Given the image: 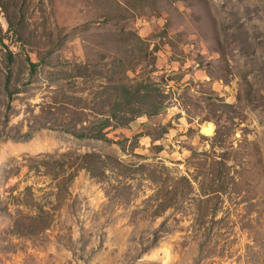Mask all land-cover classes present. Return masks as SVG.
I'll return each instance as SVG.
<instances>
[{
	"label": "rangeland",
	"instance_id": "obj_1",
	"mask_svg": "<svg viewBox=\"0 0 264 264\" xmlns=\"http://www.w3.org/2000/svg\"><path fill=\"white\" fill-rule=\"evenodd\" d=\"M0 264H264V0H0Z\"/></svg>",
	"mask_w": 264,
	"mask_h": 264
},
{
	"label": "trees",
	"instance_id": "obj_2",
	"mask_svg": "<svg viewBox=\"0 0 264 264\" xmlns=\"http://www.w3.org/2000/svg\"><path fill=\"white\" fill-rule=\"evenodd\" d=\"M130 35H132V38L135 39L137 42L141 40L139 38V36H137L135 34L133 35L132 32H128V38H130ZM143 85H144V87L143 86L142 87L147 89L146 84H143ZM134 87L135 86L126 85L124 83H119V84L112 85V88L114 90H112L111 92L118 93L119 94V98L120 99L122 98V100L119 103H116L115 105H112V107H110V109L106 113H104V111H103V116L104 117L102 118L103 120L101 122L99 121L100 123L98 125L99 126L98 129H93L92 128L90 130V132H88V135H90L91 137H96V138H100V139L104 138L105 137V133L101 132V130H103L107 126L111 125V123H110L111 122V120H110L111 118L116 119V117H117V115H116L117 114V110L116 109H118V107L121 108L122 105L127 103L128 105L132 104V105H130V107L134 108L135 105H133V102H135L136 99H137V101H141L142 102V101H145L150 96V95H148V93L146 91H141L142 87L141 88H138V87L134 88ZM4 89L9 90L11 92V87H10L9 82H6V84L4 85ZM70 101H71L70 99H67V101H66L67 103L65 102V104L68 105V106L72 105L73 103H71L72 101L71 102ZM133 108L131 109V112H134ZM159 108H160V106H156L154 111L157 112L159 110ZM142 110L143 109H140V111H142ZM125 112H127V111H125ZM145 112H147V111H145ZM106 114H107V116H106ZM73 115H74L73 118L75 116H77L76 113H73ZM77 117L79 119H83L85 121L84 118L79 117V116H77ZM117 123H118V121H117ZM80 135L81 136H88L86 133H80Z\"/></svg>",
	"mask_w": 264,
	"mask_h": 264
},
{
	"label": "bare ground",
	"instance_id": "obj_3",
	"mask_svg": "<svg viewBox=\"0 0 264 264\" xmlns=\"http://www.w3.org/2000/svg\"><path fill=\"white\" fill-rule=\"evenodd\" d=\"M203 132L212 135L214 133V126L212 124L204 126Z\"/></svg>",
	"mask_w": 264,
	"mask_h": 264
},
{
	"label": "water",
	"instance_id": "obj_4",
	"mask_svg": "<svg viewBox=\"0 0 264 264\" xmlns=\"http://www.w3.org/2000/svg\"><path fill=\"white\" fill-rule=\"evenodd\" d=\"M204 128V127H203Z\"/></svg>",
	"mask_w": 264,
	"mask_h": 264
}]
</instances>
